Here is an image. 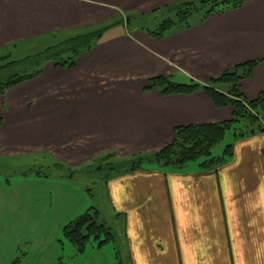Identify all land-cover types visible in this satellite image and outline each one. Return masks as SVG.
Listing matches in <instances>:
<instances>
[{
	"label": "crops",
	"instance_id": "obj_1",
	"mask_svg": "<svg viewBox=\"0 0 264 264\" xmlns=\"http://www.w3.org/2000/svg\"><path fill=\"white\" fill-rule=\"evenodd\" d=\"M182 1L0 0V52L109 27L76 68L48 63L41 76L0 95V160L47 156L81 171L104 157L160 152L181 127L232 121L234 110L217 108L202 90L172 96L146 90L153 78L206 85L261 60L240 85L245 99L256 101L264 92V0L204 22L192 18L190 29L163 40L148 33L155 21L129 27L127 16L157 15ZM253 129L249 135L239 129L218 168L150 167L106 182L132 264H264V131ZM27 213L16 217L0 207V264L19 258V264H63L64 254L50 252L45 240L59 238L70 222L52 227L51 216Z\"/></svg>",
	"mask_w": 264,
	"mask_h": 264
},
{
	"label": "trees",
	"instance_id": "obj_2",
	"mask_svg": "<svg viewBox=\"0 0 264 264\" xmlns=\"http://www.w3.org/2000/svg\"><path fill=\"white\" fill-rule=\"evenodd\" d=\"M252 0H184L163 10L176 14L174 19H166L158 27L148 33L157 40L167 38L175 29H190L189 19L195 13H203L202 21H207L214 15H220L227 11L238 10L246 3ZM147 28V27H145ZM143 27V29H145ZM109 27L88 30L71 37H61L60 35L51 36L52 42L43 51L36 52L33 55L14 56V52H5L1 64L8 61L6 68L4 64L0 66V95H4L9 89L24 82L38 78L44 72L48 63H53L58 69H74L77 66L79 57L91 51L103 38L104 33ZM14 45L10 50H15ZM13 53V54H12ZM261 60L249 62L240 65L230 71L225 72L219 78L214 79L206 85L192 81L190 84L175 83L169 77L153 78L149 82L146 90H157L165 96L172 95H191L200 90L204 91L212 103L217 108H232L234 110L232 121L219 125H192L181 127L175 130L176 140L160 152L151 154H140L128 159H120L100 168V171L106 173V181L128 173L136 172L146 168L147 165H160L177 170H184L190 162L197 161L201 157L211 156V149L220 143L225 132L234 125L238 126L242 122L252 123L255 121L250 115L249 108L264 113V92L260 94L256 101L248 102L241 92V82L250 79L253 76L255 68ZM2 74V75H1ZM227 85V91L219 90L218 86ZM255 129H251L245 134H254ZM263 132L264 130H259ZM233 145L227 147L225 156H230ZM111 158V155L108 156ZM107 157L97 159L92 166L98 162H106ZM225 157L211 159V166L218 168L225 163ZM107 163V162H106ZM207 162L203 163L205 167ZM91 165L88 168L92 167ZM57 168H61L58 166ZM86 168L85 170H87ZM165 169V168H161ZM98 210L89 209L84 215L70 222L64 229V235L75 246L79 254L84 253L87 242L91 237L100 239L104 231L109 238H112L111 232L107 231L104 225L98 224ZM112 235V236H111ZM100 241L101 244L108 241ZM19 259L14 264H19Z\"/></svg>",
	"mask_w": 264,
	"mask_h": 264
},
{
	"label": "rangeland",
	"instance_id": "obj_3",
	"mask_svg": "<svg viewBox=\"0 0 264 264\" xmlns=\"http://www.w3.org/2000/svg\"><path fill=\"white\" fill-rule=\"evenodd\" d=\"M202 16L203 13L200 12L195 13L192 18ZM127 18L131 20L129 27H137L138 25L147 27L154 21L159 25L167 18L176 21V14L172 13L170 15V12L163 11L149 17L130 15ZM192 18L189 19L190 23L193 20ZM49 38L18 42L15 50L7 48L6 51L0 52V66L4 64L3 68H6L8 65V61L6 64V61L1 64L3 60H6L2 57L5 52L13 51L14 56H18V59L22 55H33L36 52L43 51L48 43L52 42ZM169 78L172 80L171 77ZM249 112L255 120L252 123L253 125L244 122L238 126L234 125L225 132L223 140L211 149V156L201 157L187 165L195 164L199 166L207 162L208 165L204 168L212 169L214 165H210V160L225 157L227 147L234 143L240 128L242 133H248L253 128H256L257 131L263 129L264 113L251 108H249ZM118 161V159L112 158L107 160V163L98 162L87 170L79 171L57 168L56 161L47 156L42 157V159L0 160V191L2 193L0 207H6L7 214L16 217H23L22 214L26 211H28L25 215L27 217L36 214H39V218L51 216L52 220L49 219L52 222V227H56L62 222L66 223L65 226L72 220L84 215L89 209L95 208L99 213L98 224L104 225L106 230L113 235H111L112 238L108 237L106 231L101 234L100 239L91 237L87 242L84 253L79 254L72 242L66 238L64 232H61L59 238L52 239L49 237L45 240L48 250L51 252L53 249H57L64 254V257H62L63 264H132L128 258L125 223L119 217H116L117 213L106 190V173L103 174L100 171L103 166ZM150 167L171 169L160 165L146 166V168ZM191 170L192 168H190ZM47 208L48 213L44 215ZM8 230L10 229L8 228ZM2 231L5 230L2 228ZM108 238V241L101 244L100 241H105ZM30 249H33V247L30 246Z\"/></svg>",
	"mask_w": 264,
	"mask_h": 264
},
{
	"label": "bare ground",
	"instance_id": "obj_4",
	"mask_svg": "<svg viewBox=\"0 0 264 264\" xmlns=\"http://www.w3.org/2000/svg\"><path fill=\"white\" fill-rule=\"evenodd\" d=\"M248 108H250V107H248Z\"/></svg>",
	"mask_w": 264,
	"mask_h": 264
}]
</instances>
